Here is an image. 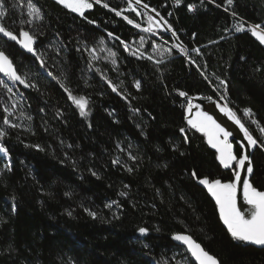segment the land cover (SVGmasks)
Instances as JSON below:
<instances>
[{
  "label": "trees",
  "instance_id": "1",
  "mask_svg": "<svg viewBox=\"0 0 264 264\" xmlns=\"http://www.w3.org/2000/svg\"><path fill=\"white\" fill-rule=\"evenodd\" d=\"M29 2L42 20L29 16ZM92 2L80 16L55 0H4L3 22L17 34L21 27L35 34L52 76L0 35V49L36 85L19 87L26 117L12 127L3 122L9 113L0 84V129L7 133L0 144L8 150L0 153V264H196L172 241L177 233L191 235L221 264H264V246L234 240L198 182L228 183L239 168L220 164L205 135L188 126L185 105V98L223 96L264 141L251 122L264 127V44L249 30L264 29V0H142L171 25L180 47L161 27L144 33L150 14L132 5L137 16L127 0ZM141 39L164 45L166 55L128 54L126 45ZM102 40L116 51L118 68L91 58L89 49ZM61 84L88 99L86 117ZM234 154H243L238 142ZM251 161L249 181L264 191V149H252Z\"/></svg>",
  "mask_w": 264,
  "mask_h": 264
},
{
  "label": "snow or ice",
  "instance_id": "2",
  "mask_svg": "<svg viewBox=\"0 0 264 264\" xmlns=\"http://www.w3.org/2000/svg\"><path fill=\"white\" fill-rule=\"evenodd\" d=\"M58 3L62 4L65 8L70 9L74 13H78L80 16H84L86 9H91L93 7V2L90 0H57ZM102 0H94V3L100 4ZM129 7L132 8V11L136 13L137 16L141 15L139 11L136 10L135 7H132L133 0H127ZM135 5L139 6L142 4V0H134ZM177 4L180 3V0H176ZM228 4H232L233 0H227ZM103 6L108 8L109 5L104 3ZM143 7L147 8V5H143ZM29 16L34 17L37 20H42L43 16L41 14L40 9L29 2ZM195 9V5L189 4L188 10L193 11ZM112 11L116 12L117 15H121L122 13L116 9H112ZM152 12H156V9L153 8ZM7 15L5 10L4 0H0V35L7 38V40L16 42L21 48L27 50L29 53H32L36 60L39 61V66L47 72V75L52 76L51 72H48L45 66V60L43 59V54L39 53L35 48L34 44L36 43L35 34L31 33L24 28H20L18 34L5 25L4 17ZM159 16V13H156ZM171 15V13H169ZM235 15V13H233ZM127 20L128 24H134L136 28H141L139 23H135L132 19H129L127 16L124 17ZM149 26L144 28L143 30L146 32L153 31V25L157 27H162L167 25L168 29H171V25L167 24V21L161 17L159 20L156 17L149 15L147 17ZM29 20L27 23H31ZM21 23H25V21H21ZM242 27H236V31H242ZM253 36H255L261 44H264V29H261V25H253L249 29ZM173 34L174 31H173ZM109 35H113L109 33ZM117 39H119L117 37ZM143 42V41H142ZM103 43V41H101ZM177 47H180L179 45ZM87 50V49H86ZM95 51V49H92ZM171 51V50H169ZM181 51L184 49L181 47ZM199 54V49H194ZM135 54V53H133ZM111 55L115 56L116 53L112 52ZM151 59V57H149ZM195 63V61H193ZM261 69H257L260 71ZM0 74L5 77L7 80L12 81L13 83L19 82V84L24 85V87H36L34 83H31L26 75H21L17 72L13 60L5 53L4 50H0ZM111 84V81H109ZM0 84H2L5 88H8L7 83L4 79H0ZM221 85H225L226 82L221 80ZM64 92L67 93V97L71 102L79 109V114L82 117H86L88 113V99L84 96L74 95L72 90L65 86L64 84L60 85ZM135 87L137 89L140 88L139 82L136 83ZM11 91L10 88H8ZM113 91H116V87L113 86ZM181 96H187L188 94L185 92H180ZM208 100H211L212 97H207ZM223 100L224 97L222 96ZM200 108V105H193L191 100L188 102L187 111L189 114L192 113L193 108ZM7 111V109H5ZM138 111V110H137ZM220 111L223 112L229 119L234 121L236 125L239 126L240 130L244 134V138L247 141V147L255 149L260 147L264 149V141H259L254 135L249 131L245 124L238 117L237 113L233 111L228 103L225 102L223 106L220 107ZM245 116L251 118L253 116V111L251 108H245L243 110ZM5 124H9L10 121L8 119H4ZM254 124H257L258 131L264 135V127L259 126V122L252 120ZM188 125L195 129L198 132H202L207 137V143L219 153L218 160L224 168H232L233 162H235L239 168L238 171L235 172V179L228 183H222L220 179L209 180L207 177L198 178V182L201 185H204L207 188V191L214 197L216 204L219 206V215L220 219L223 221V224L226 226L227 231L230 233L231 237L236 241L250 242L255 245L264 246V191L258 190L256 187L252 185V183L244 179L241 180V173H246L247 175H251L253 173V168L251 166L250 155L247 151H244L240 157H237L233 153V146L228 142V137L232 135L230 131L226 128L222 127L213 116L209 115L207 112L201 110L197 111L194 119H188ZM15 127V125H11ZM181 132H184V129H180ZM7 133L0 129V139H3ZM38 147V146H37ZM7 148L0 145V152L7 154ZM135 159V157H133ZM247 162V167H246ZM132 171V169H128ZM95 175V173H93ZM191 175L195 178L197 174L195 170L192 171ZM241 184L243 187V201L245 205H249L248 209L249 216L246 217L245 212L241 210V207L238 206L237 194L241 188ZM121 195H126V193H121ZM110 207V205H109ZM89 215L93 218H96L97 214L95 212H89ZM148 229L141 227L139 228V232L141 234L147 233ZM175 240L182 242L187 246L188 252H190L191 257L194 258L196 264H221L220 260L210 254L205 250L204 247L200 243H198L191 235L177 233L173 237ZM177 264H180L178 261Z\"/></svg>",
  "mask_w": 264,
  "mask_h": 264
},
{
  "label": "rangeland",
  "instance_id": "3",
  "mask_svg": "<svg viewBox=\"0 0 264 264\" xmlns=\"http://www.w3.org/2000/svg\"><path fill=\"white\" fill-rule=\"evenodd\" d=\"M55 1H57V0H55ZM90 2H92V0H90ZM87 10H89V9H86L85 11H87ZM76 14H78V13H76ZM142 31L144 33L152 36L151 33L146 32L144 30H142ZM154 36L163 40V42H164V39L160 35L154 34ZM102 41H103V43L99 42V44L97 46L89 49V53H90L91 58L94 61L108 63L113 68H118L119 64H118V60H117V55H115V56L111 55L112 52L116 53V51L114 50V48L112 47V45L108 41H104V40H102ZM148 42L149 41H147V39H141V40H138L136 42H132L130 44H127L125 49L128 52V54H131V55L136 56L138 58L154 56L155 59H161L162 57H164L166 55V50H165L164 45L159 44V43H156V44L152 43L151 44ZM92 49H95V51H92ZM133 53H135V54H133ZM5 82L7 83L8 88L11 89V91H9L8 88H6V100L4 103H5V108L7 109V112L9 113L8 120L10 121V123L5 124V125L23 124L25 121V117H26L24 114L23 105H22L23 94H22L19 86H16L12 81L7 80L5 78ZM225 102L226 101L224 99L223 100L221 99L220 104H219V108L221 106H223V104ZM186 106H188V105H186ZM195 114L193 116H191L187 111V121H188V119H194ZM206 139H207V137H206ZM0 153L3 156H7V154H4L3 152H0ZM241 242H243V241H241ZM244 243H248V242H244Z\"/></svg>",
  "mask_w": 264,
  "mask_h": 264
},
{
  "label": "water",
  "instance_id": "4",
  "mask_svg": "<svg viewBox=\"0 0 264 264\" xmlns=\"http://www.w3.org/2000/svg\"><path fill=\"white\" fill-rule=\"evenodd\" d=\"M133 5H135L134 0H133ZM143 5H146V4L142 3L138 7L144 9L150 15L156 17V19H158V20L161 18L160 16H157L155 12H152V9L148 5H147L148 6L147 8L143 7ZM161 28H162V30L165 33L173 35L175 37L177 45H179V41H178L177 37L175 36V34H173V31L171 29H168V27L166 25L162 26ZM3 38L5 40H7V38H5V37H3ZM7 41H10V40H7ZM10 42H13V41H10ZM14 43H16V42H14ZM34 48H35V44H34ZM22 50L25 51L27 54L33 56V54L29 53L27 50H25L23 48H22ZM14 84L16 86H19L22 89H25V90H29L30 89V87L26 88V87H24V85L19 84V82H16ZM191 103L193 105H197V104L200 105L199 109H197L195 107L192 109V113L190 114L191 116H193L197 111H201V110H203V111L207 112L209 115L213 116V118L216 119V121L219 124H221L222 127L226 128L228 131H230L232 133V135L230 137H228V142L231 143L230 139H233V140L237 141L238 144L243 148V152L247 151L248 154L250 155V159H251L252 148H248L247 147V141L244 138L243 132L240 130L239 126L234 123V121L229 119L223 112L220 111V108H219V105H218V101L215 98H212L211 100H208L207 97H193V98H191ZM232 146H233V144H232ZM233 153H234V146H233ZM251 166H252V161H251ZM246 167H247V162H246ZM244 179L249 180V175H247L246 173L242 172L241 173V180L243 181ZM237 199H238V206H240L241 210L245 212L246 217L249 216L248 209L250 208V206L244 204L242 184H241V188H240V190H239V192L237 194ZM173 237H174V235L172 236V241L176 245H179V246L183 247L188 252L187 246L184 245L182 242L175 240ZM202 247H203V245H202ZM188 253L191 256L190 252H188ZM191 258L195 262L194 258L193 257H191Z\"/></svg>",
  "mask_w": 264,
  "mask_h": 264
},
{
  "label": "built area",
  "instance_id": "5",
  "mask_svg": "<svg viewBox=\"0 0 264 264\" xmlns=\"http://www.w3.org/2000/svg\"><path fill=\"white\" fill-rule=\"evenodd\" d=\"M189 100H191V98H185V105H188Z\"/></svg>",
  "mask_w": 264,
  "mask_h": 264
},
{
  "label": "flooded vegetation",
  "instance_id": "6",
  "mask_svg": "<svg viewBox=\"0 0 264 264\" xmlns=\"http://www.w3.org/2000/svg\"><path fill=\"white\" fill-rule=\"evenodd\" d=\"M220 104V102L218 101V105ZM230 141H231V143L233 144V146H234V143L235 142H237V141H235V140H233V139H230Z\"/></svg>",
  "mask_w": 264,
  "mask_h": 264
}]
</instances>
